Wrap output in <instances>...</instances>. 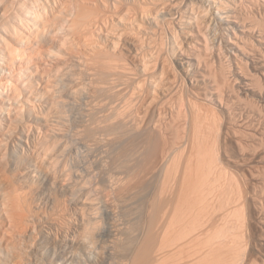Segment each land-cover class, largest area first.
<instances>
[{"label":"bare ground","instance_id":"bare-ground-1","mask_svg":"<svg viewBox=\"0 0 264 264\" xmlns=\"http://www.w3.org/2000/svg\"><path fill=\"white\" fill-rule=\"evenodd\" d=\"M239 3L0 0V264H264L263 202L220 185L264 100V4ZM217 24L232 75L201 59Z\"/></svg>","mask_w":264,"mask_h":264},{"label":"rangeland","instance_id":"rangeland-1","mask_svg":"<svg viewBox=\"0 0 264 264\" xmlns=\"http://www.w3.org/2000/svg\"><path fill=\"white\" fill-rule=\"evenodd\" d=\"M236 1H238V3H239V1L240 0H236ZM264 4V1H262L261 0V4ZM239 5H240V3H239ZM242 9H243V12L244 13H247V11L248 12H250L249 11V8H248V5H246V8H245V5H244V8L242 7ZM246 9V10H245ZM248 9V10H247ZM221 16V15H220ZM168 23H169V21H168ZM217 25H218V27H217ZM217 25H212V27H210V28H208V30L210 31H208L207 30V28H205V31L207 32V35H206V33H204L205 35V38H206V40L211 44H209L208 42V50L206 51V50H203V52L204 53H202V50H201V53L203 54L202 56L204 57L205 56V58H201L202 60H205L206 61V59H208V61L211 63V67H214L213 68V70L215 71V73L217 74V75H219V77H220V75H221V73L223 72V71H221L222 69L224 70V68L227 70L229 67H224V66H229V63H228V61H226V57H224L225 56V54L226 53H229L228 51H225L226 49H225V46L226 45H224V44H226V42L228 41V39H224V38H227V34H228V30H226V34L224 33L225 32V29H224V26L222 27V25H220V24H217ZM167 26V27H166ZM222 27V28H221ZM164 28H166L163 32H164V34L166 35L168 32V28H169V26L168 25H164ZM212 28V29H211ZM209 33V34H208ZM222 33V34H221ZM224 36V37H223ZM165 37V38H164ZM163 37V41L164 40H166L167 38H169L168 40H166V41H164V44L166 45L164 48H163V50L165 51V49H166V51L164 52L163 51V53L165 54V55H167V56H164V57H166L165 59L167 60V64H170V65H167L166 64V66L169 68L170 66V69L169 70H176L175 72H179V69H180V66H179V63L177 62L178 61V57H181L180 56V54H179V52H178V50H177V48L172 44L173 42H172V40L170 39V37H169V35H166V36H164ZM209 37V38H208ZM218 38V39H217ZM226 40V41H225ZM170 41V42H169ZM225 41V42H224ZM167 44H169V45H167ZM220 44H222V45H220ZM171 45H173V47H175V48H173V47H171ZM218 45V46H217ZM200 46V45H199ZM214 46H215V48H214ZM166 47H168V48H166ZM221 47V48H220ZM171 48V49H170ZM219 48H220V50H221V52H220V50H219ZM173 49V50H172ZM176 51H175V50ZM210 50H212V52L213 53H211V51ZM176 54H175V53ZM206 52L209 54H207L206 55ZM220 52V53H219ZM226 52V53H225ZM167 53V54H166ZM200 53V54H201ZM215 53V54H214ZM222 53V54H221ZM218 56H217V55ZM174 56V57H173ZM201 56V57H202ZM208 56V57H207ZM212 58H211V57ZM220 57H222V58H220V60H219V58ZM213 58H215V59H213ZM172 60V61H171ZM208 61H206L207 63V65H208ZM212 61H214L215 63L214 64H212L213 62ZM225 63H224V62ZM220 63V64H219ZM172 64V65H171ZM217 64V65H216ZM173 66V67H172ZM210 66V65H209ZM223 66V68H221ZM210 67V68H211ZM174 68V69H173ZM218 68V69H217ZM212 69V68H211ZM210 69V70H211ZM251 70V69H250ZM250 70H249V72H250ZM228 71H229V73H230V71H231V68H230V70L228 69ZM227 71V72H228ZM248 71V70H247ZM247 71H245V72H247ZM177 72V73H178ZM218 72V73H217ZM225 72V71H224ZM248 72V73H249ZM6 73V74H5ZM7 73H8V71L7 72H4L3 74L1 73V75H3L4 77H7L6 75H7ZM180 73V72H179ZM179 73H178V75H179ZM214 73V72H213ZM214 73V74H215ZM229 73H227V74H229ZM234 74L236 73V75H237V77L238 78H241L240 76H239V74H237V72H233ZM5 74V75H4ZM231 75H232V73H230ZM229 76V75H228ZM218 77V76H217ZM218 77V78H219ZM208 79H206V80H213V77H207ZM210 78V79H209ZM231 78V77H230ZM235 83H236V81L234 80V79H232ZM232 81V82H233ZM233 82V83H234ZM234 83V84H235ZM233 84V85H234ZM238 85H239V83L237 84H235V86H236V89H237V91L239 92V89H238ZM234 86V87H235ZM259 87L258 88H260V85H258ZM264 88V87H263ZM262 88V89H263ZM235 89V90H236ZM261 89V88H260ZM264 90V89H263ZM237 93V92H236ZM241 93V92H240ZM239 94V93H238ZM242 94V93H241ZM241 94H239L240 96H241V98L244 96L245 97V95L243 94V95H241ZM244 97H243V99H244ZM247 97H245V99H246ZM244 99V100H245ZM248 99V100H247ZM246 100H245V102L246 103H248V105L249 104H252V105H249V106H246L247 108H248V110H252V111H254L255 113H256V115H254V117H252V118H250L249 117V119H246L245 117H246V115L245 114H247V113H245L244 112V115H242V117L240 116L239 118H237V120L234 122V123H236L237 121V124L238 125H241L240 126V129H242V130H240L239 129V132H238V137L243 141V144H244V146L246 147L245 149L246 150H240L234 143H233V141H229L228 142V146L230 147L228 150L230 151V156L231 157H233L232 159L234 160H232L233 162H232V164H230V165H232V166H228L229 168H228V172H229V174H228V177H230V178H236V179H230L229 180V178H227L226 177V181H227V183H226V181H225V178L224 179H222L221 181H223L224 183H222V184H220L221 186L223 185L224 187H226L227 188V190H230L231 189V187L233 186V189H231L230 191H233V190H235V191H238V189L237 188H241V192H244V191H247L250 195H253V194H255L254 196L257 198V199H259L258 201H259V205L261 204L260 202H263L262 204L264 205V143H263V141H264V136L262 137V135H264V100H261V99H256V100H253L254 98L252 97H250V99H252L250 102H249V97L247 98ZM260 100V101H259ZM257 101H259L258 103H257ZM263 102V103H262ZM254 105V106H253ZM256 106V107H255ZM258 106V107H257ZM255 108V109H254ZM247 110V111H248ZM258 110H260V111H258ZM238 111H240V110H238ZM261 111H263V112H261ZM217 112H219L218 110H217ZM220 113V112H219ZM219 113H218V116H216L215 118H217V119H219V118H222V115H221V113H220V115H219ZM262 113V114H261ZM220 116V117H219ZM219 117V118H218ZM244 119V120H241V119ZM216 119V120H217ZM254 119V120H253ZM213 120H215V119H213ZM241 120V121H240ZM256 120V121H255ZM218 121V120H217ZM221 121L222 120H220V121H218V122H220L221 123ZM215 122V121H214ZM219 123V124H220ZM260 124V125H259ZM246 125V126H245ZM251 130L253 131L254 130V136H252V132H251ZM217 131V130H216ZM215 131V132H216ZM214 132V133H215ZM249 133H251V134H249ZM260 134V135H259ZM215 136H216V134H214ZM213 135V136H214ZM250 135V136H249ZM255 135H257V136H261L260 138L259 137H257V136H255ZM213 136H212V138H213ZM255 137V138H254ZM251 138V139H250ZM256 138H258V139H262V140H259V141H261L260 143L262 144L263 143V145H260L259 144V141H257V139ZM254 139H256V140H254ZM256 141H257V143H256ZM232 145V146H231ZM255 145H258V146H255ZM261 147H260V146ZM234 146V147H233ZM255 146V147H254ZM254 147V148H253ZM239 149V150H238ZM233 151H234V153H233ZM237 151H239V152H237ZM240 151H241V153H240ZM247 152V153H246ZM253 153V154H252ZM75 156H74V158L75 157H77V155L76 154H74ZM244 155V156H243ZM244 158V159H243ZM237 159V160H236ZM239 159V160H238ZM247 159V160H246ZM245 160V161H244ZM242 161V162H241ZM234 162H235V164H234ZM237 162V163H236ZM238 162H240V163H238ZM234 164V165H233ZM239 167V168H238ZM245 168V169H244ZM254 168V169H253ZM263 169V170H262ZM230 170H232V171H230ZM239 171V172H238ZM257 171V172H256ZM232 172V173H231ZM235 172V173H234ZM250 172H253V173H250ZM259 172V173H258ZM237 173H239V174H237ZM236 175H240L241 176V178H240V176L238 177V176H236ZM246 175L247 176H250V177H252L253 178V175L254 176H256L254 179H252L251 178V180L252 181H250V178H249V180H247V178L248 177H246ZM252 175V176H251ZM236 176V177H235ZM228 179V180H227ZM239 179V180H238ZM262 179V180H261ZM246 180L248 181V182H246ZM230 181V182H229ZM251 182V185H250V182ZM245 182V183H244ZM225 183H226V185H225ZM234 183V184H233ZM240 183V184H239ZM247 183H249V184H247ZM231 186V187H229V185ZM233 184V185H232ZM235 184H237V185H235ZM243 184H245V185H243ZM246 184H247V186H246ZM258 185V186H257ZM261 187H260V186ZM243 186H244V189L246 188L247 190H244L243 189ZM246 186V187H245ZM252 186H254V187H252ZM235 187V188H234ZM230 188V189H229ZM260 188H261V191H260ZM243 189V190H242ZM259 190V191H258ZM253 193V194H252ZM263 193V194H262ZM42 203V205H43V203L44 202H41ZM258 203V202H257ZM41 205V204H40ZM258 205V206H259ZM100 207H104V206H102V205H100ZM260 208H262V210H263V213H264V207H262V205H260L259 206ZM102 208H99V210H101ZM104 209V208H103ZM102 211V212H101ZM101 211H99L98 212V214H99V216H100V214H101V217H105L104 216V214H105V211L104 210H101ZM103 215V216H102ZM263 216L262 217H264V214H262ZM100 217V218H101ZM73 219H74V217H73ZM72 219V220H73ZM106 220V222H104ZM101 224H103V222H104V224H103V226H105L106 224L105 223H107V219L105 218V219H103V220H101ZM258 249H259V253L260 254H262V255H259V257H261V258H263V260H264V252L263 251H261V249H260V247H258ZM47 250V251H46ZM44 249V254L46 255V258H49V257H51V255H53V253H54V251H52V249H50V251H49V249ZM46 251V252H45ZM261 251V252H260ZM50 253V254H49ZM47 255H48V257H47ZM95 256H93V258H94ZM84 259H85V257H83ZM50 259H52V258H50ZM96 259V258H95ZM63 264H71V263H63Z\"/></svg>","mask_w":264,"mask_h":264}]
</instances>
